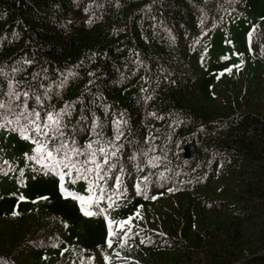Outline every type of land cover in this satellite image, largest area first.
<instances>
[{"label":"trees","instance_id":"trees-1","mask_svg":"<svg viewBox=\"0 0 264 264\" xmlns=\"http://www.w3.org/2000/svg\"><path fill=\"white\" fill-rule=\"evenodd\" d=\"M0 105L1 264H264V0H0Z\"/></svg>","mask_w":264,"mask_h":264},{"label":"rangeland","instance_id":"rangeland-1","mask_svg":"<svg viewBox=\"0 0 264 264\" xmlns=\"http://www.w3.org/2000/svg\"><path fill=\"white\" fill-rule=\"evenodd\" d=\"M63 177V178H62ZM64 176L59 172V181H60V187L62 189L66 188L67 181L65 180ZM68 190H72L68 186ZM84 192V193H78V192ZM76 191H69L68 194L72 195V197L77 201L82 213L84 216L88 217L91 214V209L93 207V197H90L92 192L89 189H77ZM86 193V194H85ZM105 217V215H103ZM1 264V263H0Z\"/></svg>","mask_w":264,"mask_h":264},{"label":"snow or ice","instance_id":"snow-or-ice-1","mask_svg":"<svg viewBox=\"0 0 264 264\" xmlns=\"http://www.w3.org/2000/svg\"><path fill=\"white\" fill-rule=\"evenodd\" d=\"M0 107H2V105H0ZM36 115H37V117H39V114H38V113H37ZM52 119H53V117H52L51 115H49V116H48V120L51 121ZM87 148H88V149H91V148H92V144H88V145H87ZM100 152L103 153V152H104V149L101 148V149H100ZM51 155H52V153L49 152V153H48V156L51 157ZM92 156H93V157L95 156V153H94V152L92 153ZM91 162H92V163H95L94 160L91 161ZM107 162H108L107 159H105V160L103 161V163H105V164H107ZM99 167H100V166L97 165V168H99ZM88 171H92V170H91V169H88ZM62 178H63V177H62Z\"/></svg>","mask_w":264,"mask_h":264},{"label":"clouds","instance_id":"clouds-1","mask_svg":"<svg viewBox=\"0 0 264 264\" xmlns=\"http://www.w3.org/2000/svg\"><path fill=\"white\" fill-rule=\"evenodd\" d=\"M69 191H72V193H73L74 190H73V189H72V190H68V191L66 192V194H68ZM68 195H69V194H68ZM72 195H73V194H72ZM72 195H70L69 197H71L73 200H75V199L72 197ZM74 204L76 205L77 208L80 209L79 205H78L75 201H74ZM80 210H81V209H80Z\"/></svg>","mask_w":264,"mask_h":264},{"label":"water","instance_id":"water-1","mask_svg":"<svg viewBox=\"0 0 264 264\" xmlns=\"http://www.w3.org/2000/svg\"><path fill=\"white\" fill-rule=\"evenodd\" d=\"M183 157H184L185 159H187V158L189 157V155L187 154L186 151H184V153H183Z\"/></svg>","mask_w":264,"mask_h":264}]
</instances>
